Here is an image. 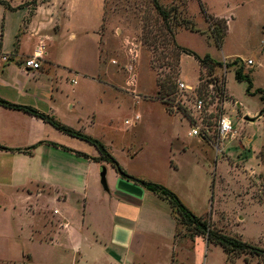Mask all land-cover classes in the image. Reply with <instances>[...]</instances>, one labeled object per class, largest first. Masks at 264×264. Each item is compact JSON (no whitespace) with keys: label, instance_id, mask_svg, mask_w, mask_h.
Masks as SVG:
<instances>
[{"label":"rangeland","instance_id":"1","mask_svg":"<svg viewBox=\"0 0 264 264\" xmlns=\"http://www.w3.org/2000/svg\"><path fill=\"white\" fill-rule=\"evenodd\" d=\"M12 1L29 7L30 16L46 6L43 20L53 25L63 17V1L68 0ZM80 1L96 23L104 14L100 56L108 74L100 79L134 83L143 97L136 106L133 95H126L125 108L115 117V128L125 134V148L112 134L109 141H114L122 167L135 178L170 189L197 216L225 233L264 249V0H160L170 14L168 21L152 0H104V12L100 0ZM222 33L226 36L219 47L216 38ZM177 47L201 57L210 55L222 66L204 67ZM236 60L238 64L230 66ZM238 68L252 78V93H247V82L236 79ZM158 81L165 84L164 100L156 97ZM180 81L193 87L201 81L203 96L210 84L217 85L219 99L206 122L211 125L215 117L226 114L236 131L223 152L189 136L187 114L173 108ZM259 89L263 92L254 94ZM137 115L138 125L126 124ZM101 124L105 133L107 120ZM50 221L47 216L49 231ZM26 224L22 201L14 195L0 198V264L74 263L70 254L28 240ZM178 232L182 237L184 226L179 225ZM188 242L189 249L179 250L177 264H264L262 258L246 255L231 263L221 246L199 239ZM171 246L165 240L147 263L171 264Z\"/></svg>","mask_w":264,"mask_h":264},{"label":"crops","instance_id":"2","mask_svg":"<svg viewBox=\"0 0 264 264\" xmlns=\"http://www.w3.org/2000/svg\"><path fill=\"white\" fill-rule=\"evenodd\" d=\"M8 2L11 8L0 3V98L101 140L122 167L109 137L123 143L125 134L115 128V117L125 108L126 95H133L136 106L143 97L134 83L100 79L108 74L100 56L104 14L96 23L83 2L63 1L66 11L55 26L56 21L49 25L43 20L46 6L30 16L29 7ZM100 4L104 12V0ZM35 53L40 70L25 69ZM134 120L126 124L138 125L140 118ZM77 152L101 156L95 146L43 119L0 105V198L14 195L22 201L28 240L70 254L71 264H148L150 253L165 240L172 244L171 264H177L188 241L208 243L186 233L177 237L167 200L122 177L111 163Z\"/></svg>","mask_w":264,"mask_h":264},{"label":"trees","instance_id":"3","mask_svg":"<svg viewBox=\"0 0 264 264\" xmlns=\"http://www.w3.org/2000/svg\"><path fill=\"white\" fill-rule=\"evenodd\" d=\"M152 2H153L155 9L160 14V16L163 18V20L168 21L170 19V14L166 9L163 8L162 4L160 3V0H152ZM0 3L4 4L8 8H11V5L9 4L7 0H0ZM202 10H204L203 7H202ZM207 20L211 21V19L208 17H207ZM225 36H224V33H222V35L217 36L216 43L218 44L219 47L223 45ZM177 48L179 49L181 53L194 56L196 60L204 67L208 65H210L212 68L222 66L221 62L216 61L210 55H205L204 57H201L197 53L191 50H188L186 48H180V47H177ZM237 64H238V61L236 60L232 64H230V66H234ZM179 65H180V61H179ZM236 79L239 82H247L248 83L247 93L249 94L252 93L251 92L253 89L252 78L249 75L244 73L243 68L236 69ZM157 87H158V90H157L156 97L161 100H164L163 90L165 89V84L163 83V81H158ZM261 92H263V90L259 89L254 94L261 93ZM262 100L264 101V95L262 96ZM0 105L4 107L16 109V110H22V111L28 112L34 116H37L43 119L44 121L51 124L53 127H55L60 132L67 134L69 136L81 139L95 146L101 154L99 158H90L89 156L81 152H77V154L80 156H84L86 158H90L96 162L107 161L111 163V165L116 169V171L122 177L136 182L137 184L146 188L148 191L155 193L161 198L167 200L171 206L172 214L175 217V220L177 222V237L179 236V232H178L179 225H182L184 226V229L186 230L185 233L191 238L203 237L207 240L208 243L221 246L223 250L226 252V254L228 255L229 260H231V263H233L237 258L243 255L258 257L264 260V249L263 248L251 245L243 241L241 238L237 236H231L225 233L222 229L212 225L210 220L197 216L170 189L166 188L165 186L159 183L137 179L133 176H130L121 167V165L114 158V156L109 152L108 147L99 139L94 138L91 135L85 134L82 131L75 130L57 121L51 116L39 113L37 110L33 108H26L23 106L13 105V104L6 102L2 98H0ZM50 144L54 146H58L57 144H54V143H50ZM246 262L249 263V260L247 258H246Z\"/></svg>","mask_w":264,"mask_h":264},{"label":"built area","instance_id":"4","mask_svg":"<svg viewBox=\"0 0 264 264\" xmlns=\"http://www.w3.org/2000/svg\"><path fill=\"white\" fill-rule=\"evenodd\" d=\"M40 57L37 53L31 58L26 59L24 68L39 71L41 64L38 62ZM226 67V61L223 62ZM250 64L253 62L250 61ZM200 83L196 87L180 81L178 83L177 95L178 102L173 106L174 109H183V116L187 114L188 121L191 124V130L189 131L190 137L198 138L200 141L212 143L217 153L223 152L228 140H232L235 137L236 131L230 118L226 114H221L212 120V124L209 125L206 122L207 113L212 114L211 108L216 106L214 100H218L216 86L210 84V90L206 95H200ZM180 104V105H179ZM136 120L139 119L137 116ZM135 120H132V123ZM130 123V121H126ZM214 141V142H213Z\"/></svg>","mask_w":264,"mask_h":264},{"label":"water","instance_id":"5","mask_svg":"<svg viewBox=\"0 0 264 264\" xmlns=\"http://www.w3.org/2000/svg\"><path fill=\"white\" fill-rule=\"evenodd\" d=\"M106 169L105 168H103V170H102V173H101V177H102V183H103V185L105 186L106 185Z\"/></svg>","mask_w":264,"mask_h":264}]
</instances>
